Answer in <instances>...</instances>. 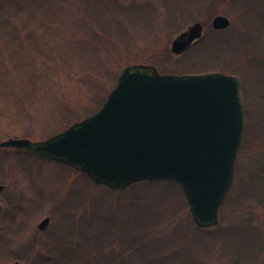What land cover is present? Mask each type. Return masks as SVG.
Returning a JSON list of instances; mask_svg holds the SVG:
<instances>
[{
    "label": "rangeland",
    "instance_id": "1",
    "mask_svg": "<svg viewBox=\"0 0 264 264\" xmlns=\"http://www.w3.org/2000/svg\"><path fill=\"white\" fill-rule=\"evenodd\" d=\"M86 1L88 2L86 7H80L70 1L67 6V18L70 20L80 18L85 22L93 19L95 27L101 30L103 25L101 13L96 14L94 7L90 10L92 1L85 0V4ZM119 2L125 10L115 15L114 20L111 21L113 27L108 33L111 35V40L106 39L103 42L104 45L95 46V51L102 50L98 54L100 61L97 58L96 62V57L92 58L88 49V52L82 53V58L77 55L80 53L79 50L73 52L72 55L74 54L77 58L75 59L76 65L70 73L74 74L73 77L71 79L67 77L66 81V76L64 78L61 76L62 78L52 83L54 84L53 89L48 84L47 92L53 90L52 95H49L50 100L42 105L43 109H39V112L32 110L33 114L27 119L28 122L23 119L22 122H25L23 125L22 122L15 123L11 117L8 118L7 115L12 116L18 110L14 107L11 109L0 99V142L9 138L45 140L74 122L90 116L104 103L110 91L115 87L122 70L131 64L153 65L162 74L208 73L206 71L210 67L205 66L209 65V61L204 54H201L202 46L190 47L187 53L181 56L174 55L170 47L177 35L196 21H201L200 15L206 17L204 12H208L213 6H215L213 11L215 12L220 7L219 3L214 4L218 0H189V3L187 0H119ZM132 4L137 6L136 11L131 8ZM249 6L251 8L246 14L250 23L264 15V0H254V3ZM152 8L156 11L154 14L151 13ZM183 9L187 10L186 15ZM12 12L13 10H10V13ZM139 13L141 15L137 18ZM129 17L131 20L137 18L136 22H129ZM28 18L29 16H25V24L28 23ZM62 23H58L57 27L63 33L60 42L65 44L69 40L68 30ZM38 25L36 31L39 34L41 31ZM250 28L251 34L248 32L249 35L236 38L239 40L240 48L246 44L244 41L247 37L250 35L254 37V31L258 30L255 22ZM121 29V34L117 36L115 33ZM206 32L208 30H205V34ZM228 34L223 33L221 37L226 40ZM105 45L109 47L103 51ZM13 47V49H19L17 46ZM227 52L230 59L225 67L209 72H223L242 78L241 92L244 102L247 101V114L242 150L236 162L235 179L237 177V186L240 191H235L234 195L235 197L240 194V196L244 195L239 199L236 198L235 205L230 204L233 200L231 199L224 207L216 231L218 234L232 226L241 225L245 228H252V233L261 230L264 234V96L260 102L261 98L258 95L264 94V71L258 72L259 68L257 69L254 65L255 50L246 52L248 57H245L244 52L238 49L229 50L227 48ZM231 55L236 58L240 57L241 61L243 58L244 63H248L249 66L243 67L241 63L233 66ZM39 65L35 68L36 75L40 74V67L43 68ZM9 67L11 74L24 79L25 85H29L28 70L13 62L9 64ZM23 82L20 81V83ZM69 82L71 85L68 88ZM0 185L5 186V189L0 192V226L2 227L4 223L10 231L6 237L7 240L3 242L0 264L25 262L17 260L16 257H24L25 246L29 248L35 243H43V238L48 234L43 237L37 236L38 224L47 216L51 221L48 233L59 228L57 230L58 241L68 243V249L72 250L76 247L79 249V246L89 240L108 242L113 239L128 241L143 238L154 231L152 224L158 219L157 216L163 213L165 220H170L168 222L170 226L165 229L166 233L162 234L161 241L157 237L150 236L149 239L152 240L150 243L161 247L163 240L170 239L166 242L177 240L179 245L176 249L182 248L185 252L187 250V256L194 258L197 264H263L260 262L261 258L250 256L251 253H248L252 249L261 254L264 253L263 237L254 242L250 240V242L243 240L232 242L229 238H214L216 235L213 237L208 232H199L192 226L194 222L187 203H183L181 193H171L167 184H152L145 186L146 189L133 187L127 192L119 193L102 185H94L85 176L72 177L68 168L63 165L34 160L33 157L13 152L12 148H0ZM246 186H248L247 189ZM140 191L144 199L138 197L137 192ZM24 194L26 197L29 196V200L25 201L27 211L21 218V200ZM165 194L169 195L161 203L162 207L152 200L153 196ZM115 197H125L126 203L123 209H116L114 204V211L109 215L107 208L110 202L116 200ZM96 201H99V204L103 203L101 209L97 207L93 209ZM65 211H72L70 222L75 223L62 228L60 226L66 225L70 216ZM110 222L111 227L107 228ZM169 233H171L170 236ZM10 236L14 237L11 239ZM181 237L185 241L182 242ZM115 248L118 246L113 243L110 245L100 243L85 262L76 264H95L96 256H100L106 249L109 251Z\"/></svg>",
    "mask_w": 264,
    "mask_h": 264
},
{
    "label": "water",
    "instance_id": "2",
    "mask_svg": "<svg viewBox=\"0 0 264 264\" xmlns=\"http://www.w3.org/2000/svg\"><path fill=\"white\" fill-rule=\"evenodd\" d=\"M228 26L223 15L212 20L216 30ZM202 32L201 23L192 24L172 41L171 52L182 55ZM244 125L238 77L161 74L138 64L122 70L93 115L45 140L10 138L0 148L25 149L67 164L113 190L143 181L176 183L195 226L209 229L218 225L234 182ZM48 224L45 218L39 230Z\"/></svg>",
    "mask_w": 264,
    "mask_h": 264
},
{
    "label": "trees",
    "instance_id": "3",
    "mask_svg": "<svg viewBox=\"0 0 264 264\" xmlns=\"http://www.w3.org/2000/svg\"><path fill=\"white\" fill-rule=\"evenodd\" d=\"M70 1L75 2L80 7H86V5L88 4L87 1L85 4V0H0V99L1 101H4V103L11 109H13L14 107V109L18 110V112H16L12 116L7 115V117H11L15 123H21L23 119L28 122L27 119L33 114L32 110L39 112V109H43L42 105L50 100L49 95L51 96L53 91L50 90L47 92V89L49 85L51 88L52 86H54V84L52 83H55V80L59 79L61 76L63 78L66 76V81L67 77H70V79L73 77L74 74L70 73H72L73 67L76 65L75 59H77L76 57H74V54L72 55L73 52L79 50L80 53H78L77 55L82 58V53L89 51L92 54V58L96 57V62L97 58L98 61H100V57L98 56V54H100L102 50L95 51V46H99V44L104 45L103 42L106 39L111 40V35L108 34L110 32V28L113 27V23L111 24V21L114 20L113 17H115V15L125 10V7L119 2V0H91L92 5H90V10L91 7H94V9H96V14L101 13V16L103 17V25L101 26V30H99L98 27H95V21L93 19H89L87 22L80 18H76L75 20L68 19L67 6L68 4H70ZM222 1L224 0H218V2L214 4H218ZM187 2L189 3V0H187ZM214 7L215 6H213L209 11H214ZM131 8L136 11L137 6L135 4H132ZM10 10H13V12L10 13ZM134 10L133 12H135ZM154 11L155 9L152 8L151 13L154 14L156 12ZM186 11V9H183L185 15ZM140 15L141 13L137 14L136 17L138 18L140 17ZM25 16H29L27 24H25ZM41 17L42 19L40 20ZM137 18L135 20H137ZM202 18L206 20L204 15H202ZM135 20H131L130 17L128 18V21L131 23H135ZM30 21L32 23H29ZM60 22H63L62 24L68 30L67 38H69V40L68 42H65V44L60 42L61 38H63V33H61L60 29L57 27V24ZM29 24H31L30 27H27ZM37 25L40 27L39 29L41 31L39 34L36 31ZM207 30L208 32H206L205 36H203V38L192 47L194 48L198 45L202 46L203 51H201V54H204L205 58L207 57V61H209V65L205 67H210L206 72L217 71L218 68L225 67V64L229 62L230 55L227 52L225 40L221 37L223 33L214 32L211 29ZM121 31L122 29L117 30L115 34L119 36L121 34ZM13 46H17L19 47V49H13ZM108 47L105 45L104 49L102 48L103 51ZM65 57H67V59ZM231 59V62H233L234 64L233 66L241 63V60H239L240 57L236 58L234 55H231ZM11 62L29 71V85H25V83L23 82L25 81L24 79L17 78L15 74H11L12 71L9 69V64ZM37 65L42 66L43 68L40 67L41 72L40 74L36 75L35 68ZM20 81H22L23 83H20ZM70 85L71 83L69 82V85L67 87L69 88ZM22 123L23 125L25 124V122ZM12 150L13 152H19L24 156L38 157L37 155L32 154L27 150ZM24 161L26 164V160ZM66 168H68L72 177L85 176L84 174L79 173L72 168ZM85 177L92 184L98 186L101 185L94 183L87 176ZM152 184L169 185L170 192L181 193L183 197V203H187L182 189L178 184L173 182L143 181L131 184L130 186L122 190H113L107 186L105 187L120 193L127 192L128 189L133 187L145 188V186H151ZM247 188L248 186H246V189ZM238 190L240 191L237 186L236 177V179L234 178L233 185L220 209V218L222 216L224 207L230 202L231 199H233L230 203L232 205L236 202V198L239 199L244 195L243 194L242 196H240V194L238 197H235L234 192ZM137 195L141 199L145 198L143 197L142 191L137 192ZM167 195H152V200L158 202L162 207L161 203L168 197ZM81 197L83 198V196ZM96 202L97 203L93 205V209H96V207L101 209L103 207V203L99 204V201ZM124 203H126L125 197H117L115 201L109 203L110 206L107 208V214L110 215L111 212L113 213L114 204L116 209H123L125 205ZM65 213H69L70 216L68 217L69 221L66 222V225L64 224L60 226L62 228L68 227L75 223L70 222L73 215L72 211H65ZM157 217L158 219L156 220V222L152 224V226L154 227V231L147 234L143 238H137L128 241H117L116 239H113L108 242L89 240L85 244L82 242V244L84 245L81 244L82 246H79L80 250L78 249V247H76L75 249L72 247V250L68 249V243L58 241L59 235H57V230L59 228L55 229V231H52L51 233H48L50 230L49 228L45 232H38L37 234V236L39 235V237H43L45 234H48L45 235V238H43L44 241L42 244H40V242L35 243L32 245V247L29 248L25 246L24 257L16 258L17 260L29 262L28 264H76L78 262H85L87 260L86 258L92 255L93 252H95L93 250L96 249V246L98 244L102 243L105 245H110L111 243H113L114 245H117L118 248L111 249L109 251H107V248L104 253H101L100 256L95 257V264H197L194 258H191L189 255L187 256V250L185 252L184 250H182V248L176 249V246L179 245L177 240L172 242H166L170 239L163 240L161 247L157 244L150 243L152 241L151 239H149L150 236L152 238L157 237L161 241L163 238L162 234L166 233L165 229L170 226V223H168L170 220H165L164 213ZM105 219L108 220L106 217ZM194 225L192 224V226L199 232H208L213 237L216 235L214 238H229L232 242H236L237 240H250L254 242L258 239L261 240L262 237L264 238V234L261 232V230L252 233V228H245L241 225L232 226L230 229H227L226 231L221 233L219 232L218 234L216 231V228H218L217 226L209 229H199ZM106 227H111V222ZM9 233V228H6L5 224L3 223L2 227L0 226V254L3 252V242L5 243V241L7 240L6 237H8ZM168 235L170 236L171 233H169ZM13 237L14 236H10L11 239ZM181 241H185L183 237H181ZM262 242L264 244V239L262 240ZM248 253H251L250 256H257L261 258L262 261L260 262L264 264V253L261 254L259 251L254 249H252ZM130 261H132V263H130Z\"/></svg>",
    "mask_w": 264,
    "mask_h": 264
},
{
    "label": "flooded vegetation",
    "instance_id": "4",
    "mask_svg": "<svg viewBox=\"0 0 264 264\" xmlns=\"http://www.w3.org/2000/svg\"><path fill=\"white\" fill-rule=\"evenodd\" d=\"M253 3H254V0H224L222 2H219L220 7L215 12H213V11L204 12V13H206V17H205L206 20L202 19V17L200 16L201 21H196V22L201 23L202 28H203L201 39L203 38V36L205 34V30L211 29L214 32L229 33L228 39L225 40V45L229 50L238 49L240 52H242V53L244 52L245 57H248L246 52L255 50L256 56L254 57V59H255L254 65L257 69L259 68L258 72H260V71H264V15L263 16L261 15V17H259V19H255L256 21H254V22H255L258 30L254 31V33H253L254 37H252L251 35L249 37L246 36L247 39L244 41L246 44H244L243 48H240L239 40L236 39L238 36H244L245 37V35H249L248 32L250 33V31H251L250 27H251L252 23H254V22L250 23V20H248V18H247L248 16L246 13H248V9L251 8L249 5H251ZM218 15H223L229 20V26L226 29L216 30L212 27V20L214 19V17H216ZM234 37H235L236 42L234 41ZM201 39L195 41L192 44V46L195 45L197 42H199ZM241 66L248 67L249 64L244 63V60L242 58ZM230 75L236 76L239 78V91L241 93L244 118H245V116L247 114L246 113L247 112V109H246L247 101L244 102V99L242 97V92H241V89H242V80L241 79L242 78L237 76V75H233V74H230ZM258 95L261 98V99H259V101L262 102L264 94L263 95L258 94ZM33 159L34 160H44L45 162L54 163V164H58V165H63L65 167H69L63 163H59V162H56V161H53L51 159H47V158H44L41 156L33 157ZM70 168L71 167H69V169ZM4 189H5V186H4ZM28 197L29 196L26 197L24 194V197L21 200V218H22V216L25 215L24 212L27 211V209H26L27 204L25 203V201L29 200ZM45 218H49V224L44 230H38L39 233L45 232L50 227V222H51L50 217L47 216Z\"/></svg>",
    "mask_w": 264,
    "mask_h": 264
}]
</instances>
